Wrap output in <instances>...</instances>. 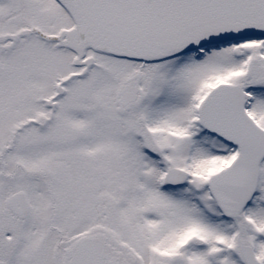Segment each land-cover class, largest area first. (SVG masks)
<instances>
[{"label": "snow or ice", "instance_id": "6c2138e0", "mask_svg": "<svg viewBox=\"0 0 264 264\" xmlns=\"http://www.w3.org/2000/svg\"><path fill=\"white\" fill-rule=\"evenodd\" d=\"M0 264H264V0H0Z\"/></svg>", "mask_w": 264, "mask_h": 264}]
</instances>
